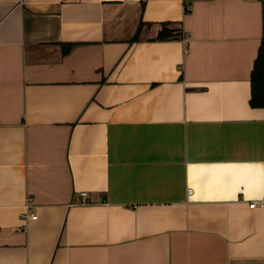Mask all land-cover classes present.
<instances>
[{
  "label": "crops",
  "instance_id": "crops-1",
  "mask_svg": "<svg viewBox=\"0 0 264 264\" xmlns=\"http://www.w3.org/2000/svg\"><path fill=\"white\" fill-rule=\"evenodd\" d=\"M261 45L264 0H0V264H264Z\"/></svg>",
  "mask_w": 264,
  "mask_h": 264
},
{
  "label": "trees",
  "instance_id": "trees-1",
  "mask_svg": "<svg viewBox=\"0 0 264 264\" xmlns=\"http://www.w3.org/2000/svg\"><path fill=\"white\" fill-rule=\"evenodd\" d=\"M138 31L139 28L133 39H136ZM178 36H180V32L177 29H172L168 27L167 23H164L158 31L156 38L161 40ZM249 105L252 108H264V52L262 45L258 49V53L250 73Z\"/></svg>",
  "mask_w": 264,
  "mask_h": 264
},
{
  "label": "built area",
  "instance_id": "built-area-1",
  "mask_svg": "<svg viewBox=\"0 0 264 264\" xmlns=\"http://www.w3.org/2000/svg\"><path fill=\"white\" fill-rule=\"evenodd\" d=\"M183 10H184V12H188L190 10V5H188V3H184ZM188 191H189V189H188ZM80 196L82 198V201H84V202H87L88 201V195H87L86 192H81L80 193ZM258 204H261V201L259 203H257L256 201L251 202L249 204V207L250 208H254V207L258 206ZM26 208H27V206H26ZM21 217L24 218V219H26L28 217L31 218V219H36V216L34 214H31V215L28 216V214L26 212H24L21 215Z\"/></svg>",
  "mask_w": 264,
  "mask_h": 264
}]
</instances>
